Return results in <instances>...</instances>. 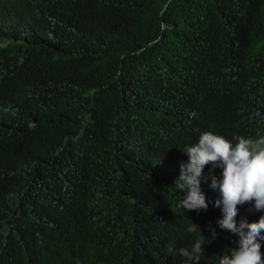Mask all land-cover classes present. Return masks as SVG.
I'll use <instances>...</instances> for the list:
<instances>
[{
	"label": "trees",
	"instance_id": "obj_1",
	"mask_svg": "<svg viewBox=\"0 0 264 264\" xmlns=\"http://www.w3.org/2000/svg\"><path fill=\"white\" fill-rule=\"evenodd\" d=\"M206 131L264 136V0H12L0 264H185L193 225V264H218L239 240L217 226L219 171L203 172L207 210L175 187L181 150ZM261 215L245 204L236 219Z\"/></svg>",
	"mask_w": 264,
	"mask_h": 264
},
{
	"label": "clouds",
	"instance_id": "obj_2",
	"mask_svg": "<svg viewBox=\"0 0 264 264\" xmlns=\"http://www.w3.org/2000/svg\"><path fill=\"white\" fill-rule=\"evenodd\" d=\"M12 0H0V10ZM63 39V38H62ZM61 39V41H62ZM187 156V162L180 163V176L175 181L177 190L183 193L180 204L189 211L207 210L209 202L201 191L200 184L206 166L212 175L211 187L217 193L214 206L221 209L222 218L217 226L239 237L238 246L229 254H223L218 264H264V215L257 221L246 219L237 222L238 206L251 204L256 212H264V136L258 139L243 136L232 140L213 132H202L196 143L186 145L181 150ZM207 178L208 175L204 174ZM189 232H197V238L190 248H180L186 257L185 264L200 261L204 252L200 229L193 225ZM212 235H217L215 228Z\"/></svg>",
	"mask_w": 264,
	"mask_h": 264
}]
</instances>
